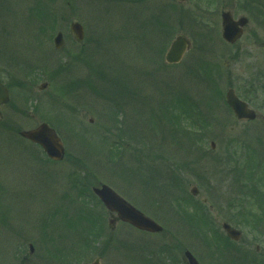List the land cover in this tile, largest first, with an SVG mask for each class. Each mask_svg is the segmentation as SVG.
Returning a JSON list of instances; mask_svg holds the SVG:
<instances>
[{
	"label": "rangeland",
	"instance_id": "374dc122",
	"mask_svg": "<svg viewBox=\"0 0 264 264\" xmlns=\"http://www.w3.org/2000/svg\"><path fill=\"white\" fill-rule=\"evenodd\" d=\"M118 1L122 0H0L4 47L0 76L12 93L0 120V264H88L97 257L102 264H182L185 250L205 263L213 250L206 243L222 219L211 210L202 230L200 222L193 221L192 228L177 205L184 207L190 221L192 205L204 208L206 214L210 206L222 209L226 200L249 201L244 213L260 211L250 194H264V0H148L141 3L137 19L135 6L125 4L122 11L111 6ZM195 4L199 14L194 17ZM172 7L176 13L171 16ZM202 10L209 26L197 20ZM221 11L249 20L233 47L221 40ZM44 20L51 25L40 26ZM74 21L83 26L82 44L69 34ZM168 29L167 43L163 36ZM56 32L64 37L59 51L53 45ZM178 34L190 41V50L179 64L166 66L163 55ZM149 40L162 44L156 49ZM149 50H157L154 63V52ZM60 62L69 70L54 75ZM97 69L103 76L99 83L98 75L91 72ZM46 80L50 87L40 94L37 87ZM92 83L102 97L92 95ZM244 84L254 91L247 92ZM228 88L256 112L254 122L233 118L224 105ZM53 90L60 94L53 96ZM107 94L113 97L110 105ZM15 106L19 115L12 114ZM23 110L27 117H21ZM41 122L58 133L72 171L65 161L41 165V150L17 136ZM181 124L201 137L200 147L194 146L193 135ZM108 142L123 150L117 159ZM247 167L250 170H244ZM56 172L61 178L53 194L55 185L49 180ZM67 172L89 187L110 186L163 232L151 236L118 224L110 234L108 216L90 198L91 210L105 226L98 245L86 255L68 253L67 261H59L55 248L64 250L74 234L59 226L62 203L56 201L62 185H68ZM249 172L256 176L249 177ZM246 176L248 180L242 181ZM193 187L199 191L196 197L189 194ZM219 198L222 201L217 202ZM185 200L188 206L183 205ZM202 200H206L203 206ZM66 205L64 201V209ZM75 215L65 216L75 220ZM63 220L67 226L68 220ZM75 223L79 228L77 219ZM248 235L244 234L246 240ZM255 237L254 243L248 240L252 249L262 247ZM257 257L264 258V246Z\"/></svg>",
	"mask_w": 264,
	"mask_h": 264
},
{
	"label": "water",
	"instance_id": "95a60500",
	"mask_svg": "<svg viewBox=\"0 0 264 264\" xmlns=\"http://www.w3.org/2000/svg\"><path fill=\"white\" fill-rule=\"evenodd\" d=\"M221 19L222 38L227 43L233 44L241 37L242 28L247 24V20L245 18H241L238 21H234L229 13H223ZM70 31L74 35L76 40L82 41L83 30L78 23L71 24ZM54 45L57 49L61 48V33H58L54 38ZM187 48L188 41L185 38L178 36L173 41L168 52L166 53V62L169 64L178 63ZM7 100V91L0 83V106L4 105ZM226 103L232 109L239 121H253L255 119L254 112L250 111L245 103L239 101L232 90H229L226 93ZM20 136L26 140H29L33 144L40 146L49 158L53 160H61L64 153L62 143L56 136L55 132L51 130L47 125L42 124L35 130L22 132L20 133ZM93 192L110 214L111 218L109 220V227L112 230L114 229L116 223L119 221L130 224L134 228L145 232L160 233L162 231V228L160 226L134 209L131 205H129L107 186L102 185L99 189H94ZM190 193L192 196H195L198 192L194 188L191 189ZM223 229L230 239L238 240V233L229 229L228 226H223ZM30 250L32 252L31 247ZM184 256L188 261V264H197L196 260L188 252H185ZM91 264H99V262L96 260Z\"/></svg>",
	"mask_w": 264,
	"mask_h": 264
},
{
	"label": "flooded vegetation",
	"instance_id": "af4514ba",
	"mask_svg": "<svg viewBox=\"0 0 264 264\" xmlns=\"http://www.w3.org/2000/svg\"><path fill=\"white\" fill-rule=\"evenodd\" d=\"M1 38V36H0ZM262 47H264V44H261ZM4 47L2 45H0V50L1 52L3 51ZM5 58L7 59L8 57L6 56V52H5ZM0 63L3 66L4 65V60L2 59V54H0ZM6 65V63H5ZM0 82L3 84V86L7 89L8 91V95H9V103L6 104L5 107H8L10 104V95L12 93H10V89L8 84L4 81L3 78H1L0 76ZM50 87V83L46 80V82L43 83L42 86H38L37 89L38 91H40V94H43V92L48 89ZM57 94L59 95L60 93L58 91L53 90V96H57ZM51 97V96H50ZM49 97V100H50ZM38 96H35V99H37ZM88 99V94L86 96V100ZM51 101V100H50ZM13 115H19L18 110L16 108V106L14 107V110L12 112ZM28 113L24 114V110L21 112V117H27ZM31 119L34 118V115L30 116ZM35 128V127H34ZM17 148V147H16ZM20 148V147H18ZM21 152V149H20ZM43 153V152H42ZM44 155V153H43ZM45 156V155H44ZM67 160H69V158L66 155V151L64 152V156H63V160L62 162L59 163H53L52 164H61L65 161V163L67 165H71L67 166L70 169H73V165L71 164V162H67ZM42 164V163H41ZM244 170H250L248 167L244 168ZM244 170L242 169L241 174H244ZM56 176L58 175L57 172L55 173ZM249 177L251 176H256V172H249ZM241 179V177H240ZM248 180V176H246V178H243L242 181H246ZM241 181V182H242ZM241 182L238 183L240 188L243 187V185H241ZM54 184V183H52ZM53 187V190L56 191V185ZM66 187L63 184L62 185V196H69V193L65 192ZM33 191V190H32ZM4 192L6 193V195H8L7 190L5 188L4 185ZM70 192V199L73 198L74 196V191L73 188H70L69 190ZM244 196V195H243ZM250 196L255 200L254 202L257 203V206H259L260 211L259 213H254V211H250L248 213H244L246 212L245 208L248 206L250 207V202L249 201H245L243 203L244 200L242 199H235L233 200H226L224 202V204L226 203V206L223 205L222 202V209L219 208H215L211 207V210L216 213V215H218L222 221L221 223H219L218 225H223V224H227L229 225L232 229L237 230L238 232H240L241 234V238L238 242H226L225 245H221V246H215L212 250L211 256L207 255L208 260H204V262H201V260H197L199 264H264V258H260L258 259L257 255L260 253V250L262 249V247L264 246V194L260 195H255V194H250ZM246 197V194L245 196ZM217 202H220L222 200L217 199ZM231 204V205H230ZM213 206V205H212ZM254 208H257L255 205H253ZM228 208V209H227ZM241 217L242 220H238V222H236L237 218ZM4 228V226H3ZM244 234H249L248 238L252 239V243H254L255 239H257L255 236L258 235V239H262V247H260L259 245H255L254 249H252V244H249V239L246 240V237L244 236ZM206 256V255H204Z\"/></svg>",
	"mask_w": 264,
	"mask_h": 264
},
{
	"label": "trees",
	"instance_id": "16d2710c",
	"mask_svg": "<svg viewBox=\"0 0 264 264\" xmlns=\"http://www.w3.org/2000/svg\"><path fill=\"white\" fill-rule=\"evenodd\" d=\"M101 2H103V0H100ZM129 3V4H128ZM125 4H128L129 6H131V4H133V2H131V1H124V0H122L121 2L120 1H118V2H115L114 4H111V6L113 7V8H115L116 10H118V11H122V9H124L123 8V6L125 5ZM125 10V9H124ZM174 12V13H173ZM176 13V11H175V9L172 7V9H171V11H170V14H171V16L172 15H174ZM36 16H40V17H43V14H35ZM47 19V18H46ZM43 25H51V23H47V20H44V21H42V23L40 24V26H43ZM202 65V64H201ZM119 96V95H118ZM120 97V96H119ZM119 97H118V99H119ZM113 99V98H112ZM123 100L125 101V99H123V98H121L120 97V103H123ZM197 137H196V135L192 138L193 140H195ZM193 144L195 145V142L193 141ZM115 158H116V156H115ZM195 217V215H193V218ZM80 219H82V218H80ZM82 221H87V226L84 228V231L85 232H87L91 237L92 236H96L98 233H101V230H102V227H100L98 224H97V221H96V219L93 217V215L91 214V212H90V214L88 215V217L87 218H84L83 220H79L78 219V222L80 223V222H82ZM91 248H96L95 246H94V240L91 238ZM75 248H76V245H75ZM67 251L66 250H62V252H61V255H64L65 253H66ZM64 257H65V255H64Z\"/></svg>",
	"mask_w": 264,
	"mask_h": 264
}]
</instances>
